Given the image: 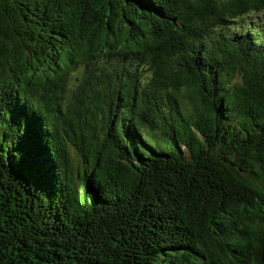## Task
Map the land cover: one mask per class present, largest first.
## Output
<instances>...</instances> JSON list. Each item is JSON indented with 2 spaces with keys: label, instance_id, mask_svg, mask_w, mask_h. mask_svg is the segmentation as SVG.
I'll use <instances>...</instances> for the list:
<instances>
[{
  "label": "trees",
  "instance_id": "obj_1",
  "mask_svg": "<svg viewBox=\"0 0 264 264\" xmlns=\"http://www.w3.org/2000/svg\"><path fill=\"white\" fill-rule=\"evenodd\" d=\"M0 264H264V0H0Z\"/></svg>",
  "mask_w": 264,
  "mask_h": 264
},
{
  "label": "rangeland",
  "instance_id": "obj_2",
  "mask_svg": "<svg viewBox=\"0 0 264 264\" xmlns=\"http://www.w3.org/2000/svg\"><path fill=\"white\" fill-rule=\"evenodd\" d=\"M253 17H254V16H249V15H248V17L244 18V20H240L239 22H240L241 25H243V24L247 25L248 23H246V22H244V21H248L250 18H253Z\"/></svg>",
  "mask_w": 264,
  "mask_h": 264
}]
</instances>
